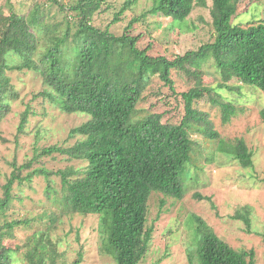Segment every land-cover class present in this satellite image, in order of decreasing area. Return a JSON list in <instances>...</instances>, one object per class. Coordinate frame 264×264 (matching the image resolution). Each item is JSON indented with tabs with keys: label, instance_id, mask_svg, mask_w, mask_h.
Wrapping results in <instances>:
<instances>
[{
	"label": "trees",
	"instance_id": "1",
	"mask_svg": "<svg viewBox=\"0 0 264 264\" xmlns=\"http://www.w3.org/2000/svg\"><path fill=\"white\" fill-rule=\"evenodd\" d=\"M61 11L71 12L67 18V32L42 39L43 19L36 8L30 17L12 14L0 35V122L10 113L11 103L17 95L8 71L31 69L38 73L47 89L43 93L65 114H82L89 117L84 124L72 129L70 147L58 145L37 151V157L64 155L68 161L79 160L81 168L70 166L50 172L36 169L23 178L21 172L32 168L33 162L14 165V172L5 185V198L0 199V217L12 201L16 181H31L33 176L49 180L60 178L58 191L49 180L46 197L56 211L44 212V228L33 235L26 258L28 264H57L58 244L52 232L64 217L98 215L100 217L101 251L116 264H140L149 252L153 229L147 230L149 200L153 193H162L176 200L184 199V175L189 167L200 168L201 160L215 162V156L204 154L200 137L212 144L221 139L207 113L196 104L207 96L222 109L223 123L237 114V107L221 100L213 88L197 86L177 94L173 71L186 69L193 60L206 62L212 59L223 81L219 89L232 91L228 83L236 80L243 87H253L264 93V19L251 21L247 26L234 23L240 0H212L211 18L214 42L202 46L197 52L169 59L151 56L152 45L140 50V37L129 35L137 21L130 23L127 32L116 36L93 25L94 16L109 0H77L67 8L59 0H48ZM139 0H128L116 14L112 24ZM207 8L206 0H154L151 15L172 19L171 26L180 33L187 25L194 8ZM73 14V16H72ZM79 32L72 42L71 31ZM17 57L20 62H11ZM158 77L173 95H180L185 116L180 124L163 122L158 113L138 117V108L144 94ZM24 115L22 127L27 121ZM264 123V108L260 112ZM196 135V136H195ZM229 144V143H228ZM232 160L245 169L254 167L253 153L244 139H235ZM215 152V151H214ZM196 159H199L196 163ZM199 201L211 197L194 194ZM251 207L242 206L232 219L251 228ZM194 243L187 251L189 264H256L255 252L238 251L218 237L199 216ZM26 222L0 225V264H15L14 250L4 245L15 226ZM264 238V235H262Z\"/></svg>",
	"mask_w": 264,
	"mask_h": 264
},
{
	"label": "rangeland",
	"instance_id": "2",
	"mask_svg": "<svg viewBox=\"0 0 264 264\" xmlns=\"http://www.w3.org/2000/svg\"><path fill=\"white\" fill-rule=\"evenodd\" d=\"M76 1L59 0L67 8ZM127 1L109 0L94 16L93 25L101 30L109 27L112 34L122 36L130 23L138 20L129 30V35L140 37L138 48L143 50L151 44V56H166L171 60L178 55L197 52L202 46L214 42L212 0H206L207 8H194L182 33L171 26L172 19L150 14L154 0H139L119 23L112 24ZM36 8L43 19L42 39L67 32V18L71 17V12L61 11L58 5L48 0H0V35L5 24L9 23V16L30 17ZM260 19H264V0H240L234 23L247 26L251 21ZM77 32L76 28L72 29L70 42ZM9 59H14L11 62L13 65L20 62L17 57ZM8 72L17 98L11 103L10 113L0 122V199L5 198L4 187L13 175L15 164L20 167L33 162L32 168L21 172L23 178L36 169L56 172L70 166H86L79 160L68 161L64 155L37 157V151L54 145L70 147L75 143V140L68 139L70 131L89 120L86 115L65 114L46 99L43 93L48 90L47 86L34 70L24 68ZM172 79L177 94L199 85L213 88L212 96L218 94L222 101L233 103L237 114L225 124L221 107L214 105L209 96L196 104L197 109L208 114L223 141L210 144L203 138L195 137L203 143L204 154L213 153L216 160L208 163L202 159V170L194 167L187 169L184 187L188 192L184 199L176 200L158 192L151 195L146 229H153V234L149 252L140 264H189L187 251L194 243V216L201 217L218 237L235 250H253L256 264H264V123L260 117L264 108V93L253 87L237 90L235 87L242 85L236 80L228 83L232 91L219 89L223 81L212 59L205 63L193 60L186 64L185 70L173 71ZM144 96L138 106L141 110L138 117L158 113L163 115L164 123H181L185 116L182 98L173 95L158 77L153 79ZM26 113L27 121L22 127ZM235 139L245 140L253 153V168L245 169L230 158L234 150L229 144H233ZM49 180L52 186L61 190L59 177L52 176ZM49 180L33 176L31 181L24 180L21 184L16 181L12 201L0 217L1 226L8 222H26L15 226L4 240V245L14 250L15 264H28L26 255L33 235L45 225L41 216L44 212L51 214L56 211L46 197ZM196 193L211 197L216 209L209 201L195 199L193 196ZM242 206L251 207L250 232L243 222L232 219ZM99 223L98 215L64 217L52 232V240L58 244L57 264H116L101 251Z\"/></svg>",
	"mask_w": 264,
	"mask_h": 264
}]
</instances>
